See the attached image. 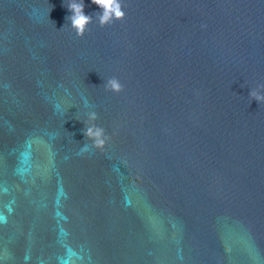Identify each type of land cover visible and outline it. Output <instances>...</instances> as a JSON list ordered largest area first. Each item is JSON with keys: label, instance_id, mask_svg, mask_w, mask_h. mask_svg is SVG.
<instances>
[{"label": "clouds", "instance_id": "1", "mask_svg": "<svg viewBox=\"0 0 264 264\" xmlns=\"http://www.w3.org/2000/svg\"><path fill=\"white\" fill-rule=\"evenodd\" d=\"M91 2L101 10L100 13L95 14V18L85 15L83 0H69L67 3V8L71 15L66 19L70 21L69 27L77 38H83L89 32V25L94 20L99 27L103 28L125 19L126 13L121 0H91ZM103 88L106 92L114 94H120L124 90L123 84L116 77L106 80ZM249 100L256 101L259 105H264V83H258L254 88H250ZM85 117L86 119L83 120L85 141H91L93 148L103 151L110 137L105 129L96 123L98 115L95 111L86 112Z\"/></svg>", "mask_w": 264, "mask_h": 264}]
</instances>
